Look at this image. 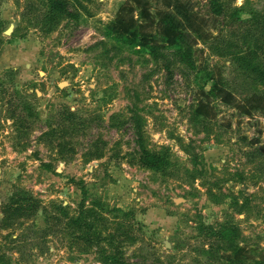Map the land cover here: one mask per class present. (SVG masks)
<instances>
[{"label": "rangeland", "instance_id": "1", "mask_svg": "<svg viewBox=\"0 0 264 264\" xmlns=\"http://www.w3.org/2000/svg\"><path fill=\"white\" fill-rule=\"evenodd\" d=\"M125 1L68 0L78 17L46 34L37 24L41 0H0V264H229L223 226L238 230L252 256L244 264H257L264 256V109L251 104L263 102L264 87L217 51L253 28L246 12L244 21L232 12L264 15V0H218L220 15L214 0H188L214 37L193 36L191 45L155 54L105 34ZM208 70L222 74L237 104L210 94ZM202 100L216 106L215 119L193 121ZM141 140L149 150H168L167 173L137 164ZM66 143L74 151L62 155ZM19 187L41 207L5 228L3 204ZM96 199L132 212L140 236L118 246L117 263L97 247L70 245L63 231L44 238L54 228L52 202L75 212ZM122 212L107 216L122 219Z\"/></svg>", "mask_w": 264, "mask_h": 264}, {"label": "trees", "instance_id": "2", "mask_svg": "<svg viewBox=\"0 0 264 264\" xmlns=\"http://www.w3.org/2000/svg\"><path fill=\"white\" fill-rule=\"evenodd\" d=\"M126 0L123 2L116 14V17L105 26V34L112 37L119 43H125L137 51H150L155 54L158 48H165L178 43L191 45V39L196 37L204 43L212 39L213 33L208 29V18L198 14L194 5L188 0ZM46 6L45 11L37 18V24L43 32L49 34L55 31L63 20L77 18L78 14L69 8L68 0H41ZM29 6V4L27 5ZM23 14L25 19L29 15ZM32 8L33 5H30ZM214 11L216 15L223 13V5L214 0ZM249 17L246 21L252 24L253 28L242 34V41L236 42L231 39L226 42L225 50L217 51L219 55H228L243 75L251 79L255 85L264 87V15L253 9L236 8L231 16L239 21H244L242 12ZM241 34V33H240ZM206 76L210 82V94L219 97L228 105L237 104V97L225 86L221 73L208 70ZM252 109H264V99L261 104L252 105ZM217 116V108L209 100L199 101L192 115L193 121L212 120ZM52 129L45 133L46 136L54 135ZM254 143H259L255 140ZM142 150L133 154L137 164L150 170L167 173L171 162L168 157V150L152 151L144 146L141 140ZM61 146V145H60ZM66 149L73 148L67 143L60 147V154ZM264 153V143L258 148ZM101 158L102 154H97ZM82 200L77 211L72 212L68 205L56 204L54 214L48 217L53 222L51 230L44 233L45 241L51 233L65 232L66 240L70 245L81 247L84 243L87 247H97L106 253L105 261L117 263L118 246L136 243L140 236L134 232V223L130 217L132 212L123 211L121 208H111L104 200L96 199L88 204ZM41 207V200L30 190L19 187L16 192L3 204L4 227L9 228L18 223V220L32 217ZM120 211L122 219L115 216L111 220L107 213ZM134 215V214H133ZM110 224H115L113 230H109ZM59 225L61 228L56 229ZM221 236L226 240L229 264H244L252 256L246 251L245 246L238 242L239 232L232 226H223L220 229ZM212 231V229H211ZM257 264H264V256L257 261Z\"/></svg>", "mask_w": 264, "mask_h": 264}, {"label": "water", "instance_id": "3", "mask_svg": "<svg viewBox=\"0 0 264 264\" xmlns=\"http://www.w3.org/2000/svg\"><path fill=\"white\" fill-rule=\"evenodd\" d=\"M14 31V26L11 25L7 30H6V34H12V32Z\"/></svg>", "mask_w": 264, "mask_h": 264}]
</instances>
